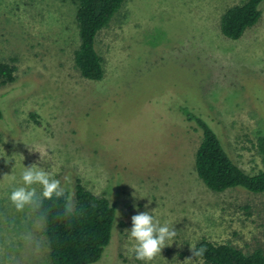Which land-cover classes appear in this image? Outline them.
I'll use <instances>...</instances> for the list:
<instances>
[{
    "label": "rangeland",
    "instance_id": "rangeland-1",
    "mask_svg": "<svg viewBox=\"0 0 264 264\" xmlns=\"http://www.w3.org/2000/svg\"><path fill=\"white\" fill-rule=\"evenodd\" d=\"M244 1L126 0L97 36L105 76L91 81L74 61L75 0H0V64L15 69L14 82L0 80V264H50L45 229L36 252L25 239L34 217L9 199L34 164L72 197L79 180L115 206L95 264H184L203 238L264 250V193L208 189L194 165L201 133L182 113L205 118L246 173L263 169L264 2L241 39L221 32L223 14ZM145 211L177 231L147 262L126 232Z\"/></svg>",
    "mask_w": 264,
    "mask_h": 264
},
{
    "label": "trees",
    "instance_id": "trees-1",
    "mask_svg": "<svg viewBox=\"0 0 264 264\" xmlns=\"http://www.w3.org/2000/svg\"><path fill=\"white\" fill-rule=\"evenodd\" d=\"M75 1L79 36V47L74 54L75 65L85 79L100 81L105 76V70L97 49V36L110 25L126 0ZM263 2L245 0L230 7L221 18L222 34L231 40L241 39L261 20ZM14 70L8 64H0L2 84L15 81ZM182 113L192 128L201 133L194 165L198 177L208 189L216 193L237 188L254 194L264 193V135L258 138L256 145L263 169L256 175H249L234 162L218 133L205 118L185 107ZM3 117L0 108V119ZM65 190L70 194L68 189ZM73 199L75 212L68 216L62 215V199L44 201L43 210L48 211L44 229L50 249V264H95L103 258L112 241L117 215L115 206L107 198L87 190L79 180ZM201 247L206 251L196 259L202 260L203 264H264V250L261 248L245 253L231 243L215 244L206 238L199 241L194 249Z\"/></svg>",
    "mask_w": 264,
    "mask_h": 264
},
{
    "label": "clouds",
    "instance_id": "clouds-1",
    "mask_svg": "<svg viewBox=\"0 0 264 264\" xmlns=\"http://www.w3.org/2000/svg\"><path fill=\"white\" fill-rule=\"evenodd\" d=\"M22 182V186L11 192L9 199L17 212L34 217V230L29 231L25 239L26 243L38 252L42 245L41 241H43V237L38 233L44 230L48 220V211L43 210L44 201L53 198L62 199V215L64 216L75 212V201L70 194L66 193L61 180L56 179L52 172L36 164L24 167ZM37 186H39V192ZM154 212H138L131 218V230H126L130 234V239L135 242L131 251L140 261H152L157 255H161L163 249L169 246L166 241L173 240L177 235L174 227L170 228L167 222L161 225L160 221L154 218ZM191 250L192 258L186 259L184 264H188L197 257H202L206 251L203 247L198 250L191 248Z\"/></svg>",
    "mask_w": 264,
    "mask_h": 264
}]
</instances>
